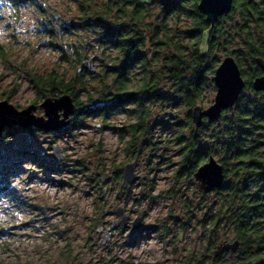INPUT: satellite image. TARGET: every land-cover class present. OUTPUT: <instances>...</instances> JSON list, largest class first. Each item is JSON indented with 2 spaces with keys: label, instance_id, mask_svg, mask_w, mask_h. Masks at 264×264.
Wrapping results in <instances>:
<instances>
[{
  "label": "trees",
  "instance_id": "trees-1",
  "mask_svg": "<svg viewBox=\"0 0 264 264\" xmlns=\"http://www.w3.org/2000/svg\"><path fill=\"white\" fill-rule=\"evenodd\" d=\"M77 1L80 24L59 20L54 12H49L47 24L42 23L46 46L57 51L58 58L46 72L27 73L36 93L34 102L62 94L72 97L77 111L60 133L73 129L78 119L97 117L104 122L125 113L128 120L118 128L117 137L132 156L141 140L145 146L158 126L165 125L161 116L151 117L156 105L185 110L184 120L173 122L175 135L170 142L179 156L173 182L193 176L205 157L217 158L224 183L212 191L218 208L211 225L220 229L230 220L233 240L240 241L237 264H264V91L255 92L251 85L264 75L256 63L260 60L264 67V0H233L231 11L213 25L199 12V0ZM24 2L13 0L14 4ZM54 22L60 23L61 42L50 26ZM77 29L85 30L92 44L68 42L65 36ZM65 44L73 56L65 51ZM204 45L207 51L201 50ZM93 49L99 51L101 58L95 59L103 69L79 72L80 63ZM227 56L235 59L241 71L243 92L218 120L204 119L196 127L192 109L212 103L215 87L209 77L220 57ZM25 132L44 133L34 128ZM78 165L85 169L83 163ZM187 203L186 199L185 207ZM212 246L208 240L206 249ZM223 260L216 258L214 263ZM185 264L202 262L189 259Z\"/></svg>",
  "mask_w": 264,
  "mask_h": 264
},
{
  "label": "rangeland",
  "instance_id": "rangeland-1",
  "mask_svg": "<svg viewBox=\"0 0 264 264\" xmlns=\"http://www.w3.org/2000/svg\"><path fill=\"white\" fill-rule=\"evenodd\" d=\"M38 7L42 18L38 34L44 37L47 34L42 32V23H48L49 12H54L59 20L81 23L77 0H59L47 9ZM74 33L65 36L68 42H89L85 30ZM99 54L98 50H90L83 60L95 56L99 59ZM57 58L58 52L49 49L44 40L38 48L0 45V101L7 100L17 110L33 104L37 107L34 114L43 116L39 107L43 99L34 102L36 93L27 73L46 72L56 65ZM223 59L220 57L219 64ZM93 65L97 67L94 73L103 69L96 59ZM11 95L8 100L6 97ZM214 96L215 93L211 102ZM185 113L167 104L152 109L151 117L161 116L165 125L158 126L150 142L142 145L136 168L142 178L125 185L121 182L122 170L135 156L126 151L124 140L117 137L118 128L128 120L123 112L104 122L97 117L78 119L77 125L66 133L27 135L20 127H6L0 135V200L26 210L30 219L0 228V238L7 236V241L0 244V264H185L189 259L215 264L214 245L206 249L208 240L233 241L230 220L227 218L220 229L216 228V235L210 236L212 217L218 208L213 193L199 192L192 175L181 178L179 183L172 179L179 159L177 147L170 142L175 135L173 122L183 121ZM96 122L100 127H96ZM54 146L62 149L63 160L50 158ZM58 162L62 165L55 166ZM25 164L30 167H23ZM10 178L20 179L30 195L22 196L13 189ZM186 199L188 207L184 205ZM114 206L122 207L131 223L141 217L143 226L138 232L130 231L131 224L125 231L117 228L103 243V232L118 220L112 212ZM0 210L12 208L4 209L0 204ZM99 226L103 227L101 233ZM222 258L221 264L239 262L237 252Z\"/></svg>",
  "mask_w": 264,
  "mask_h": 264
},
{
  "label": "water",
  "instance_id": "water-1",
  "mask_svg": "<svg viewBox=\"0 0 264 264\" xmlns=\"http://www.w3.org/2000/svg\"><path fill=\"white\" fill-rule=\"evenodd\" d=\"M233 0H199L197 8L199 12L205 16V22L213 25L220 17L227 15L232 8ZM83 61H88L84 63ZM78 71H95L90 70V66L94 64L95 57L83 60ZM263 71L264 67L260 60H256ZM213 83L215 87V96L213 102L207 108L199 105L192 109L191 117L194 125L200 127L204 119L209 122L216 121L220 118L221 113L227 109L232 108L240 98L241 93L245 87V81L242 77L241 71L232 56L224 57L221 63L214 71ZM252 89L255 92L264 91V75L255 78L252 81ZM43 109V116H36L34 114L36 106L31 104L25 109L17 110L7 100L0 101V135L4 129L12 127H20L22 129H31L42 131L44 133H55L68 127L71 123L72 117L77 111L76 104L69 94H62L58 97H47L39 104ZM143 140L138 145V149L133 162L127 163L122 170L121 182L122 185L133 184L142 178V175L137 174L136 168L139 163V156ZM62 149L59 146L53 147V152L50 156L51 159L58 161L63 160L65 155L61 154ZM195 186L199 192L204 194L211 193L219 189L224 183L223 166L213 157H208L207 161L200 165L193 173ZM104 180L102 179V182ZM113 214L118 217V220L113 221L112 225L107 227L103 232V243H106L110 236L111 231L119 228L126 230L128 227L129 216L125 214L124 209L119 206H114ZM238 214V208H236ZM103 215V214H102ZM203 214L200 215L202 220ZM142 227V218L137 217L131 223L132 231H139ZM103 230L102 226L98 227V233ZM216 228H212L209 232L211 236L216 235ZM215 247L212 250V257L214 259L221 258L224 254L230 256L235 254L240 249V241L233 240L231 242L216 243L213 240Z\"/></svg>",
  "mask_w": 264,
  "mask_h": 264
},
{
  "label": "clouds",
  "instance_id": "clouds-1",
  "mask_svg": "<svg viewBox=\"0 0 264 264\" xmlns=\"http://www.w3.org/2000/svg\"><path fill=\"white\" fill-rule=\"evenodd\" d=\"M58 2L59 0H26L25 3L14 4L13 0H0V45H10L21 49H25L27 46L38 48L45 39L43 35L38 34L41 31L39 21L42 19L38 6L47 9L49 5L55 6ZM48 19H51V16ZM50 26L55 29L57 42H61L63 33L60 23L54 22ZM64 47L68 55L73 56V50L67 44ZM201 50L207 51V46L204 45ZM83 62L88 63V61ZM90 70L96 71V65H91ZM96 127H100L99 122H96ZM23 167L28 168L30 165L25 164ZM10 181L11 187L19 191L22 196L30 195L25 191V186L20 179L10 178ZM0 204L4 209L12 208L10 211L0 210V228L7 229L13 225L23 224L30 219L26 210L16 209L2 200H0ZM5 241H7V236L0 238V244Z\"/></svg>",
  "mask_w": 264,
  "mask_h": 264
},
{
  "label": "flooded vegetation",
  "instance_id": "flooded-vegetation-1",
  "mask_svg": "<svg viewBox=\"0 0 264 264\" xmlns=\"http://www.w3.org/2000/svg\"><path fill=\"white\" fill-rule=\"evenodd\" d=\"M130 217V216H129ZM128 224H131V222H130V220L128 221ZM143 226V225H142ZM214 228V227H213ZM130 231L131 232H135V231H132V229H130ZM140 231V230H139ZM138 232V231H137ZM209 237V236H208ZM213 243V242H212ZM213 245H214V247H215V243H213ZM214 247H213V249H214ZM214 258L212 257V261H213V263H214Z\"/></svg>",
  "mask_w": 264,
  "mask_h": 264
},
{
  "label": "bare ground",
  "instance_id": "bare-ground-1",
  "mask_svg": "<svg viewBox=\"0 0 264 264\" xmlns=\"http://www.w3.org/2000/svg\"><path fill=\"white\" fill-rule=\"evenodd\" d=\"M127 229H128V228H127ZM127 229H126V230H127ZM122 231H125V230H122Z\"/></svg>",
  "mask_w": 264,
  "mask_h": 264
}]
</instances>
